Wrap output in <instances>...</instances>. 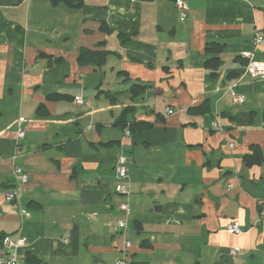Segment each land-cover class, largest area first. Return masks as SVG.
<instances>
[{"label": "crops", "instance_id": "obj_1", "mask_svg": "<svg viewBox=\"0 0 264 264\" xmlns=\"http://www.w3.org/2000/svg\"><path fill=\"white\" fill-rule=\"evenodd\" d=\"M77 1L0 0V252L23 226L25 264H264V79L242 55L264 62V0H186L185 19L175 0ZM16 165L21 205L5 198Z\"/></svg>", "mask_w": 264, "mask_h": 264}, {"label": "built area", "instance_id": "obj_2", "mask_svg": "<svg viewBox=\"0 0 264 264\" xmlns=\"http://www.w3.org/2000/svg\"><path fill=\"white\" fill-rule=\"evenodd\" d=\"M176 6L180 10V17L185 19L187 17V12L189 9L188 3L186 0H176ZM254 45H260L264 43V37L257 35L254 37ZM242 55L248 59L246 63V72L252 77H260L264 79V62L254 59V53L252 50H246L242 52ZM235 85L230 87L233 101L235 103H241L244 100V95L239 93L234 88ZM74 103L80 105L84 103V99L81 95H78L74 98ZM168 114H171L173 110L168 107L166 108ZM126 134H130V130H126ZM25 135V130L20 127L18 130V137L23 138ZM233 146V143L230 144ZM128 156L120 155L117 160V174L120 180L117 190L120 195H127L130 191V186L127 183L129 179L128 173ZM13 174L15 178V185L12 190H10L5 198L8 202H15L18 205H21L24 188L29 182V174L20 166H15L13 169ZM231 186V185H230ZM21 207V206H20ZM119 209L121 214L117 218L118 229L124 230L127 227V214L129 213V203L125 200L120 201ZM30 212L26 209L20 208L21 222L26 218L30 217ZM261 219L264 221V207L260 210ZM23 226H21L15 236L6 235L2 239V251L0 252V264H25L21 260L22 250L27 246V239L22 234ZM229 234H240L242 232V223L239 219H233L226 228ZM131 242H125V249L130 247ZM231 255H236L239 253L237 248H233L230 251ZM124 258L116 260V264H124Z\"/></svg>", "mask_w": 264, "mask_h": 264}, {"label": "trees", "instance_id": "obj_3", "mask_svg": "<svg viewBox=\"0 0 264 264\" xmlns=\"http://www.w3.org/2000/svg\"><path fill=\"white\" fill-rule=\"evenodd\" d=\"M60 0H53L54 3H57ZM64 1L66 4L70 5V6H80L82 4L81 1H77V0H62ZM175 4H176V0H175ZM177 7V6H176ZM223 44L213 41L210 42L207 46V50L208 51H212L215 53H217L216 56L208 59L206 61V66L210 69H212L214 72H216V70L219 68V66L221 65V58L218 56V53L220 51L223 50ZM80 61H87V60H91L93 62H95L96 64H102L106 61L107 58V53L105 52H94V51H89V50H82L81 54H80ZM142 87H140V85H134L132 87V91L133 93H138L141 90ZM58 95H50L48 98L50 99H55L58 98ZM41 109V107H40ZM262 159V153L261 150L258 146L254 145L252 146V153L245 155V161L250 164L251 162H258ZM194 264H200V263H194Z\"/></svg>", "mask_w": 264, "mask_h": 264}]
</instances>
